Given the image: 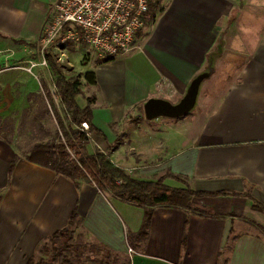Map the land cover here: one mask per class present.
Returning a JSON list of instances; mask_svg holds the SVG:
<instances>
[{
	"label": "crops",
	"instance_id": "1",
	"mask_svg": "<svg viewBox=\"0 0 264 264\" xmlns=\"http://www.w3.org/2000/svg\"><path fill=\"white\" fill-rule=\"evenodd\" d=\"M157 1L130 53L98 61L83 46L69 47L68 66L86 80L77 101L84 108L95 100L92 124L103 136L91 142L102 152L120 143L110 159L133 178L171 175L165 183L173 188L186 182L217 195L195 198L191 209L156 207L148 237L131 247L143 208L76 186L0 138V264H28L73 214L72 241L95 245L115 264H264V212L254 208L264 207V0ZM56 2L0 0V49L27 61ZM89 56L94 62L77 66ZM210 66L190 114L146 119L149 99L179 103ZM2 76L0 97L10 87ZM9 100L0 98V118L15 111Z\"/></svg>",
	"mask_w": 264,
	"mask_h": 264
},
{
	"label": "trees",
	"instance_id": "2",
	"mask_svg": "<svg viewBox=\"0 0 264 264\" xmlns=\"http://www.w3.org/2000/svg\"><path fill=\"white\" fill-rule=\"evenodd\" d=\"M158 7V1L150 5L151 14L146 27L152 23ZM46 59L55 77V96L59 98L66 115L64 117L60 115L47 85L43 82L42 88L50 102L59 130L52 140L35 144L25 158L70 179L76 186L80 183L94 185L102 193L111 194L113 197L143 208L145 217L141 230L137 235L128 237L129 246L133 247L134 243L148 237L152 213L156 207L191 209L195 198L217 195V193L195 191L186 182L185 188H173L165 183L168 178H177L171 175L160 177L155 181L133 178L110 159V154L120 144L118 142L115 145H108L106 152L96 150L92 154L87 153L90 135L103 136V133L92 124L91 106L95 100L88 99V105L82 108L77 101L82 94L80 79L67 77L64 67L57 63L54 56L47 54ZM95 80L93 73L87 75L88 83L95 84ZM51 111L46 105L44 106V115H50ZM12 123L11 120L0 118V138L6 142H9L10 136L14 134ZM83 123L89 126L87 132L80 129ZM17 159L18 157H15L11 165V172ZM254 208L264 212V207L259 203L255 202ZM76 216V214L72 215L69 227L49 237V241L53 244L60 239H65L69 244L53 250L54 255L49 260L44 258L36 260L32 257L28 264H83L80 261V251L70 245L73 244L72 227L76 224ZM42 250L47 253L46 247Z\"/></svg>",
	"mask_w": 264,
	"mask_h": 264
},
{
	"label": "built area",
	"instance_id": "3",
	"mask_svg": "<svg viewBox=\"0 0 264 264\" xmlns=\"http://www.w3.org/2000/svg\"><path fill=\"white\" fill-rule=\"evenodd\" d=\"M152 3L153 0H57L43 25L36 53L42 56V65L48 67L47 54L64 64L70 46L87 48L98 61L126 55L146 28ZM14 54L0 49V76L14 70L32 72L37 67L32 61L15 60ZM80 129L87 132L89 126L83 123ZM129 253L134 251L129 248Z\"/></svg>",
	"mask_w": 264,
	"mask_h": 264
},
{
	"label": "rangeland",
	"instance_id": "4",
	"mask_svg": "<svg viewBox=\"0 0 264 264\" xmlns=\"http://www.w3.org/2000/svg\"><path fill=\"white\" fill-rule=\"evenodd\" d=\"M36 48L34 50H32V48L28 53V59L24 58V60L32 61L34 64H38L37 67L33 68L32 72L14 70L4 74L3 76H8L7 78H9L8 86L10 87H8V91L4 93V96L0 97L4 100H6V98H11L16 102L15 111L7 118L4 117L2 119L11 120L13 122L12 124L14 127V134L11 135L9 139L13 141L14 145L18 149V152L24 156L35 144L52 140L56 136V132L59 130L55 116L51 111L50 102L46 97L44 89L42 88L43 82L47 85V88L54 99V103L60 115L62 117L66 115V111L59 98L55 96V77L48 66L42 65L43 58L36 53ZM16 58H20V56L15 57V59ZM68 61H66L64 64L59 63L64 67L67 77L74 79L79 78L80 81L86 83L84 73H79L71 69L70 66H68ZM86 61L94 62V60L89 56L78 62L77 66H80V64L84 66ZM26 66L28 67V65ZM27 91H30L31 95L29 98L26 97L27 104L25 107H23L24 97L22 95L24 94L25 96ZM80 102H83L82 98L80 99ZM45 105L50 109V115H44L43 109ZM95 150L99 149L96 147L94 142H91L90 139V143L87 146L86 152L92 154L95 152ZM82 241V239H78V241H73V244H70L75 248V250L78 249L80 251L81 263L115 264L113 263L112 258L107 257V254L104 250L99 249L95 245H86ZM66 244L68 245L69 243L65 239H60L56 241L55 244L48 241L44 246L46 247L47 253L42 250L44 248L42 247L41 252H39L35 258L36 260L41 258L49 260L54 255L53 250L60 249Z\"/></svg>",
	"mask_w": 264,
	"mask_h": 264
},
{
	"label": "water",
	"instance_id": "5",
	"mask_svg": "<svg viewBox=\"0 0 264 264\" xmlns=\"http://www.w3.org/2000/svg\"><path fill=\"white\" fill-rule=\"evenodd\" d=\"M212 73L213 68L210 66L206 73L198 75L191 82L186 95L177 104L160 98L149 99L144 105L146 119L151 121L158 118L179 119L190 114L196 105L201 83L209 78Z\"/></svg>",
	"mask_w": 264,
	"mask_h": 264
}]
</instances>
